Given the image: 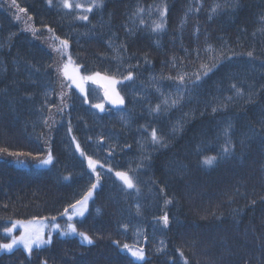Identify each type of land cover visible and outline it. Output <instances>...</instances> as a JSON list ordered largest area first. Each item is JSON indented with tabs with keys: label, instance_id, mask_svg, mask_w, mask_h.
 <instances>
[{
	"label": "trees",
	"instance_id": "1",
	"mask_svg": "<svg viewBox=\"0 0 264 264\" xmlns=\"http://www.w3.org/2000/svg\"><path fill=\"white\" fill-rule=\"evenodd\" d=\"M77 2L87 7L91 0ZM225 2L104 0L103 8L85 13L64 8L60 0L51 5L16 0L19 7L0 0V149L7 150L0 152V244L8 241L4 229L12 222L60 219L95 182L76 143L103 165H97L101 180L87 212L73 220L77 233H86L92 244L78 234L57 233L30 254L22 247L1 251L0 264H264V0H239L235 9L210 13ZM163 4L165 27L153 32ZM20 8L36 35L69 41L68 55L83 76L120 80L124 104L101 111L93 107L103 100L96 88L98 102L85 103L67 83L62 92L53 53L15 20ZM138 8L144 11L137 13ZM84 14L88 21L75 18ZM110 44L124 45L120 59L113 58ZM209 45L238 55L164 111L163 101L177 95V82L167 77L197 72L214 54L205 52ZM129 72L133 79L125 80ZM232 84L243 90L242 97L235 96ZM158 104L159 114L151 111ZM178 122L182 130L173 134ZM229 124L233 154L203 165V157L220 152ZM153 128L166 147L152 146ZM250 128L257 135L241 143ZM49 153L52 163L41 165ZM140 162L142 168L129 171ZM117 171L135 175L140 192L123 190ZM165 214L168 227L159 219ZM124 244L142 247L144 259L132 257Z\"/></svg>",
	"mask_w": 264,
	"mask_h": 264
},
{
	"label": "snow or ice",
	"instance_id": "2",
	"mask_svg": "<svg viewBox=\"0 0 264 264\" xmlns=\"http://www.w3.org/2000/svg\"><path fill=\"white\" fill-rule=\"evenodd\" d=\"M47 3L49 5H51L53 3V0H47ZM60 3L66 9H72L74 7L76 9H83L85 13H89V12H92L94 9H100V8L104 7V0H91V3H89L87 5V7H85L81 3L73 4L70 2V0H60ZM11 4H12V6L19 7L16 3V0H11ZM238 5H239V0H226L225 4H223V5L219 4V3L214 4L212 6V8L210 9V13L215 14V13H217L218 10H221L223 8L235 9L236 7H238ZM19 11L24 12L25 9L20 8ZM143 11H144L143 8L137 9V13H141ZM157 11L159 13V22H153L152 28H151V30L153 32H159V31H162L164 29V27H165L164 21H165L166 14L168 11L167 4H163L161 6H158ZM189 11H191V9H189ZM197 11H199V8H197ZM137 13H134L133 15H136ZM75 18L77 20H81V21H88L89 20V16L87 14L77 15ZM17 19H19V16H17ZM262 19H264V17H262ZM140 24L143 25L144 20L141 19ZM48 30L50 32L53 31V29H51V28H49ZM33 32L35 33L34 29H33ZM56 39L59 40V46L56 47L55 50L60 52L61 56H63L67 53L69 41L67 39L60 40L59 37H56ZM109 46L112 47V51L115 54L113 58L114 59H120L121 58L120 53H121V50L124 49V45L113 47L110 44ZM205 52H210V53H214V54L209 55L207 57V59L200 64V68L197 72L192 73V74L182 73L176 77H172V76L167 77V79L174 80L177 82V95L172 99L166 98L163 101V110L164 111H167L169 108H174V107L178 106L182 102L184 97L192 89H194L198 85V82L201 81V79L203 77L208 76L209 73L213 72L224 61L231 60L234 56L238 55L237 53L231 52L230 50H228L224 47H221L219 50L213 49L211 45H209L205 49ZM199 54H200L199 50H197V55L199 56ZM246 55L251 58L254 56V53H253V51H248ZM71 62H72V58L69 55L68 56V63H71ZM68 63H66L64 65V67L62 69H60V71L63 73V75L66 79L71 80V83L75 84L76 87L80 88L81 92H83L84 89L81 88L80 83L77 80V78L74 76L68 75V72H67ZM94 75L99 76L100 73H95ZM81 79L89 80V79H93V77H91V76L82 77ZM111 79H112L113 83L120 82V81H116L114 78H111ZM124 79L125 80L133 79V73L129 72L128 75L126 77H124ZM69 87H71V85H69ZM231 88L234 90L236 97H242L244 95L243 90L241 88L237 87L236 84H232ZM106 95H107V93H106ZM226 99L228 101H231V100H233V97L229 96ZM249 99H251V95L249 96ZM62 102H63V94H62ZM85 103H87L86 97H85ZM112 103L122 105V104H124V99H123V97H120L118 93H116L115 98L112 99ZM64 106L67 107L66 104ZM224 106L225 105H221L219 107H213L212 111L217 112L220 110L221 107H224ZM93 107L101 109V110H103V108H104V106L101 104L94 105ZM161 110H162V106L160 104L156 105L155 108L151 109L152 112L157 113V114H159L161 112ZM59 111H63V108L59 109ZM48 119H49L48 117L44 118L45 124L48 123ZM121 119H124V118L121 117ZM125 123H127V121H125ZM182 127H183V123L178 122L173 127V134L181 131ZM231 128H232V125L229 124L223 130L222 134L225 137V142H224V145L221 147V150L218 153V155L203 157L201 160V163L203 165L211 166L218 159L233 154L234 146H233L232 141L230 139ZM68 131H69V133L72 131L71 126H69ZM261 132L264 133V125H262V127H261ZM256 135H257V130L255 128H250L249 133L244 137V139L241 141V143H244V140L251 139V138L255 137ZM75 139L76 138L73 137L74 142H75ZM89 139H91V137H89ZM100 139L103 140L104 138L101 137ZM151 144L153 147H156V146L166 147L167 146L164 138L162 136L158 135V131L155 128H153L152 132H151ZM142 147H143V145H142ZM4 151H7V150L6 149H0V152H4ZM76 151H78L81 156H85V158L87 159L88 168L91 169L93 173H95V182L91 183L90 187H88L87 191L83 194V196L80 199L75 200L74 203L69 204L65 207L62 215L68 216L69 221L72 220L73 216H83L85 214V212L87 211V208H88V202L92 198L94 190H96L98 188V186L100 184V180H101V174H100V172L97 171V165H100V162L98 160H94L91 156H86L85 152L81 149L79 143H76ZM9 155L19 157L21 155H31V154L9 153ZM147 158L148 157H144V159H147ZM52 161H53V157H52L51 153H49V155L46 159H42L39 162L41 165H48V164L52 163ZM17 163L23 164L24 162L18 160ZM100 167H103V165H100ZM142 167H143V162H140V163H137L135 169L130 168L129 171L132 173H135L138 169H140ZM108 171H112V169L109 168ZM129 171H117L115 173V175H116V177H118L120 179V181H122V184L124 186L123 190L127 191L128 189H133L137 193H139L140 187L138 185V178L135 175H129ZM64 179H68V177H64ZM161 191H163V190H161ZM166 203H170V201H166ZM252 203H255V201H252ZM137 211L139 212V205L137 206ZM70 212H71V214H69ZM159 219L162 221L164 227L169 226V217L167 214H165L163 217H160ZM51 220L53 221V223L51 225L52 229L59 231L61 236L70 235V234H78L82 238L83 241H86L88 244L93 243L92 238L90 236H88L86 233H84V232L77 233V229L73 224L69 223L68 229H67V231H65V230L61 229V226L59 224L54 223V221L56 220L55 216H53L51 218ZM17 224H20L21 226H23L24 231L21 233V235L19 237H13L10 243L0 244V249L11 250L14 247V245L22 244L24 250L30 254L33 250V246H35L36 248H40L43 245H47V244L51 243L52 231H48L47 232V238H45V232H44L43 226L35 227V226H32L31 224H23V222H21V221H15V222H12V227L5 228L4 231L6 233H12L13 229L17 226ZM122 227L126 229L128 226L125 224V225H122ZM122 247H123V249H127L128 252L131 253V256L135 257L137 260L142 261L145 257V253H144V250L142 247L133 248V247H130L128 244H124ZM160 250L161 249H158V251H160ZM181 256H183L182 252H181ZM185 264H187V261H185Z\"/></svg>",
	"mask_w": 264,
	"mask_h": 264
},
{
	"label": "rangeland",
	"instance_id": "3",
	"mask_svg": "<svg viewBox=\"0 0 264 264\" xmlns=\"http://www.w3.org/2000/svg\"><path fill=\"white\" fill-rule=\"evenodd\" d=\"M71 1L74 4L75 3H79V2H77L78 0H71ZM17 16H19V19H17ZM14 18H15L16 22H20L23 25L25 30H27L30 33H32V36L34 38H36L39 42H41L44 46H46L47 49L51 53H53L54 60H55V70H56L58 76L63 81L62 82V87H61L62 92L65 91L66 83H67L68 85H71L73 88H75L84 97L89 99V101H91V102L92 101H97L98 102V101H100V97L98 95L99 93H97L93 89V88H96L98 91L100 90V92H101V94L103 96L102 102L97 103V104H101V105L104 106L103 110L106 108L107 105L121 106L119 104H113L112 103V99H114L116 93H118V84H119V82L118 83H113L112 82L111 78H113V77H110V76H107V75H103V74H100L99 76H95L94 75L95 73L91 74V75H88V76H83L80 73L79 67L74 62L68 63V56H69L68 55V50H67V53L65 55H63V56H61L60 52L55 50L56 47L59 46V40H57L55 36H53L51 33H48V34H46L43 37H40V36L36 35L37 31L35 30L32 21L29 18H25V17L22 18L21 17V13L18 10L15 11ZM33 29L35 30V33L33 32ZM66 63H68V67H67L68 75L69 76H74V77L77 78V80L80 83L81 88L84 89L83 92H81L80 88H77L75 84H72L71 80L66 79L64 77L63 73L60 71V69H62ZM89 76L93 77V79H89V80L81 79L82 77H89ZM114 79L116 81H120V80H117L116 78H114ZM89 90H91V91H89ZM106 93H107V95H106ZM60 99L62 101V94L60 95ZM99 110H101V109H99ZM69 214H71V212ZM77 217H79V216H73L72 220L69 221L68 220V216L63 215L60 219H56L54 221V223L59 224L61 226L62 230L67 231L68 224L69 223L73 224V220L75 218H77ZM52 223H53V221L51 219L50 220H48V219H35V220H32V221L23 222V224H31L32 226H35V227L43 226L44 227V232H45V238H47V232L48 231H52V236L57 234V233L60 234L59 231L52 229V227H51ZM23 231H24V227L21 226L20 224H17V226L13 229L12 233H7V236L9 237V239L5 243H10L13 237H19ZM70 235H72V234H70ZM14 247H22L23 248V245L22 244H17V245H14ZM33 247H35V246H33ZM1 251H9V250L0 249V252Z\"/></svg>",
	"mask_w": 264,
	"mask_h": 264
}]
</instances>
